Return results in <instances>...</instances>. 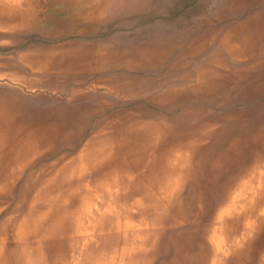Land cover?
<instances>
[{"label":"rangeland","instance_id":"374dc122","mask_svg":"<svg viewBox=\"0 0 264 264\" xmlns=\"http://www.w3.org/2000/svg\"><path fill=\"white\" fill-rule=\"evenodd\" d=\"M90 5L83 0H0L5 9L4 14L0 10V168L10 160L13 141L23 137L36 155L17 172L0 222L40 166L76 154L114 115L143 114V121L158 116L173 130L165 146L195 139L193 169L180 193L186 219L176 234L183 242L189 229V234L198 232L211 217L224 182L243 174L255 150L264 148V0H143L142 12L93 22L85 14ZM248 19L249 28L233 34L244 36L243 41L234 48L221 42ZM139 47L143 72L126 70L124 59L134 58L131 49ZM136 89H143V95L132 94ZM197 131L205 134L199 139ZM257 132L262 136L254 137ZM195 197L201 206L196 216ZM227 244L233 249L229 239ZM153 254L150 264H160L174 251L159 247Z\"/></svg>","mask_w":264,"mask_h":264},{"label":"bare ground","instance_id":"6f19581e","mask_svg":"<svg viewBox=\"0 0 264 264\" xmlns=\"http://www.w3.org/2000/svg\"><path fill=\"white\" fill-rule=\"evenodd\" d=\"M94 6L92 3L88 8L92 10ZM0 10L4 14L5 9ZM91 14L88 18L93 22ZM249 21L233 26L221 42L232 48L237 46L245 37L233 34L238 28L248 29ZM142 115H114L92 131L76 154L62 155L38 166L26 178L11 212L0 222V264H150L159 247L162 252L170 247L174 251L173 257H164L160 264H264V148L255 150L242 177L238 174L224 182L216 208L203 228L190 234L189 229L186 240L179 242L176 231L186 219L180 204L181 186L193 169L191 149L195 139L183 145L173 141L165 146L163 141L170 140L169 135L173 137V130L158 116L143 121ZM254 135L259 138L262 132ZM200 136L198 132L196 137ZM13 143L10 160L0 168V208L15 184L17 172L36 156L30 152L26 137ZM19 157L22 162L13 165L12 161ZM193 201L196 216L201 210L199 197ZM228 239L233 249L227 244ZM183 252L188 255H180ZM240 255H246L245 259Z\"/></svg>","mask_w":264,"mask_h":264},{"label":"crops","instance_id":"0c3cea01","mask_svg":"<svg viewBox=\"0 0 264 264\" xmlns=\"http://www.w3.org/2000/svg\"><path fill=\"white\" fill-rule=\"evenodd\" d=\"M84 2L87 0H83ZM123 2H119L118 4L111 2V0H92V3L95 5L94 8L90 11L86 10L85 14H91L95 18V20H104L107 18H115L117 17L118 13L125 14H133L139 13L143 11V0H138V3L133 2L134 0H121ZM137 2V1H136ZM135 3V4H134ZM108 5V6H107ZM106 9V10H105ZM142 30V29H141ZM140 30V31H141ZM131 52L134 55V58L131 57L124 59V68L128 71H136V72H143V48L139 47L137 49H131ZM162 57V53L160 54V58ZM159 58V59H160ZM158 59V60H159ZM158 61H154L153 65H157ZM146 64V63H145ZM132 94L136 96L143 95V89H136L135 93L132 91Z\"/></svg>","mask_w":264,"mask_h":264}]
</instances>
